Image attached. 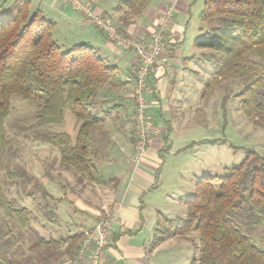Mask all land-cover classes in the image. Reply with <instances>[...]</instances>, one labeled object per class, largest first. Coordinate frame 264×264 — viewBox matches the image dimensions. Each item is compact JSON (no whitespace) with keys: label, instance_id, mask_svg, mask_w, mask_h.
Here are the masks:
<instances>
[{"label":"trees","instance_id":"16d2710c","mask_svg":"<svg viewBox=\"0 0 264 264\" xmlns=\"http://www.w3.org/2000/svg\"><path fill=\"white\" fill-rule=\"evenodd\" d=\"M18 1L16 13L0 21V209L7 226L0 227V258L4 264H22L7 251L15 238L12 223L34 236L31 248L46 250L37 256V264H53V251L59 247L74 259L84 231L59 238L41 236L32 223V210L6 194V178L24 187L31 184L33 189L26 196L35 200L40 194L48 220L58 222L55 208L48 202L56 200L45 185L28 169L13 168L4 161L9 149L5 124L11 115L12 97L37 105L32 127L62 124L69 110L78 122L75 137L67 132H41L37 137L54 145L63 163L104 186L109 179L94 160L98 154L95 132L109 111L100 112L96 106L102 103L98 101L101 98L107 103L109 95L102 93L104 88L114 89L125 82L98 49L86 43L64 48L54 35L56 21L41 6L34 7L32 0ZM148 2L121 0L119 6L141 16ZM199 21L203 32L193 43L211 52L197 62L212 66L215 72L208 89L223 78H239L242 88L236 96L240 106L264 129V69L250 60L251 54L264 58V0H204ZM198 142L214 144L225 139ZM245 153L237 166L224 167L222 175H202L193 194L180 198L187 207L185 218L168 219L159 213L151 246L196 232L198 235L192 236L194 243L198 241L199 252L191 264H264V245L255 240L259 233L264 241V153L253 148H246Z\"/></svg>","mask_w":264,"mask_h":264},{"label":"crops","instance_id":"0c3cea01","mask_svg":"<svg viewBox=\"0 0 264 264\" xmlns=\"http://www.w3.org/2000/svg\"><path fill=\"white\" fill-rule=\"evenodd\" d=\"M113 1L83 0L84 4L90 6L94 12L104 15L118 29L133 37H149L160 27L162 17L169 9H172L174 17L169 31L173 36L167 42L162 60L150 76L154 90L148 99L150 111L156 117L158 133L153 137L139 164H136L134 149L136 137H134L133 80L138 67L136 52L116 44L101 29L86 23L81 11L76 9H74L75 13L68 11L66 7L70 5L65 1L60 5L54 3L59 13L58 19L47 8L42 9L49 18L56 21L54 35L61 39L60 43L70 46L86 43L95 47L108 65L116 67L117 77L125 82L114 89L104 88L102 93L109 95L107 103H103L106 99L101 98L98 101L103 104L99 103L96 106L100 112H109L95 134L104 133L103 130L110 131L99 137L100 143L103 138H109L110 145L118 148L117 151L114 149L107 162L104 161L106 167L104 174L110 182L114 181L107 205L109 206L107 217L113 220V235L112 242L105 250L106 259L110 264H164L159 259V255L169 251L171 257L166 261L175 264L173 261L178 255L179 248L184 245L187 249L188 243L191 242L190 235L173 236L155 247L151 245L155 237L154 227L159 213L168 219H176L172 218L173 214H176L171 209L182 203L180 198L186 193L168 184L165 166L167 156H173L179 150H187L193 146L192 143L200 141H196L190 135L175 140L171 139V134L176 128L181 130L191 128L190 130L194 132L196 127L203 124V116H200L203 105L198 107L200 111L197 108L193 109L192 113H187L186 116L185 102L197 96L199 89L203 87L202 76L196 69L195 63L200 64L197 62L198 58L208 53V50L198 48L194 43L190 45L185 43L193 0H149L141 16L133 15L127 7L120 8L121 0ZM198 31H200L199 27ZM129 124H133V127ZM108 184L109 182L106 185ZM43 185L49 191L46 184ZM191 189L194 191L195 185L193 188H188V193ZM49 193L56 200L55 211L58 210L56 213L66 212L60 204L61 197L50 191ZM66 204L68 208L71 207L70 202ZM26 206L31 209L29 203ZM182 213L186 215L183 209ZM70 219L63 217L60 220L61 225H70L73 228L76 226L75 230L67 232L68 235L85 230L83 225L77 226V221L73 223ZM52 223L45 225L42 230L35 228L41 236L56 235L60 227L57 225L58 222ZM46 232H51V235ZM67 234L60 233L59 237ZM186 255H190L189 252ZM190 256L191 259L194 257L192 254ZM56 257L58 261L55 260ZM51 259L53 264L72 262L71 258L62 252L56 253ZM0 264L4 263L0 261Z\"/></svg>","mask_w":264,"mask_h":264},{"label":"rangeland","instance_id":"374dc122","mask_svg":"<svg viewBox=\"0 0 264 264\" xmlns=\"http://www.w3.org/2000/svg\"><path fill=\"white\" fill-rule=\"evenodd\" d=\"M32 1L34 7L41 6L42 8H47L52 12L54 17L57 19L59 18L56 5L62 4L63 1ZM54 3L57 4L54 5ZM18 5V0H0V21L3 18H10L13 16L16 13ZM203 6L204 0H193L192 15H190L188 23L189 28L186 33L187 37L185 43L187 45L193 43L194 38L203 32V30L198 31V27L202 26L199 21V14ZM66 8H68V11L75 13L71 5ZM55 37L59 42L61 41L59 37ZM68 46L70 45L67 44L64 48ZM210 52L211 51L208 50V53ZM250 60L260 69H264L263 57L257 54H251ZM195 66L202 76L201 83L203 82V87L199 89L197 96H193V98L188 99V102H185V111L187 116V113H192L191 111L193 109H199L198 107L203 105V110L200 111L199 109L200 113L202 112L200 116H203V124L196 127V129L193 130L194 132L191 131V128V130L188 128L184 130L176 128L171 134V139L177 140L190 135L192 136L191 138H194L196 141L203 139H225V142H217L214 144H200L196 142L195 144L192 143L193 146L187 150H179V152L173 154V156H167L165 169L167 170L168 184L175 189L184 190V192H186V197H190L191 194H193L191 193L193 192L192 189L191 192L188 193V188H193L195 185L194 183H196L202 175H222L224 167L237 166L246 156V148H253L260 153H264V129L256 126L253 121L248 118L240 106V97L236 96L238 91L242 88V81L239 78H223L210 90L207 85L212 81L215 75L212 66L204 67L203 64L197 63H195ZM36 110L37 105L35 103H30L17 96L12 97L11 115L6 120L5 124L9 138V149L5 153L4 161L13 168L24 167L32 171L40 182L46 184L51 193L61 197L60 204L62 205V209H65L66 212L63 211L64 213L57 214V225L60 227L58 230L59 232H57L56 235H51V232H46L51 236L45 237L59 238L60 233L65 235L68 231L76 229V226L73 228L70 225H61L60 220L63 217L66 219L71 218L70 220L73 221V223L76 220L78 223L77 226L83 225V228H85L84 231L89 230L100 217L108 215V197L110 196V190L113 188L112 185L114 181L111 180L108 185L104 186L90 181L86 176L63 163L59 151L54 145L37 137L38 133L41 132H67L75 137L78 130V122L69 110L65 111V121L62 124L46 125V128L41 126L32 127L35 121L34 113ZM129 125L132 126L133 124ZM103 131L104 133L100 132L96 134L95 139H97L98 143V154L94 160L103 171H106L104 161L107 162L114 153V149L117 151L118 148L110 145L109 138H104L103 142L100 143L99 137H101L102 134L106 135L107 132H110L107 130ZM4 187L9 197L17 199L19 203L23 205L29 203L32 210V223L34 227L42 230L45 228V225L52 223L48 220L45 211L42 209L44 199H42L41 195L38 194L35 200L26 196V193L32 190L31 184L24 187L20 182L11 183L6 178ZM48 202L53 209L56 207V201H54V199ZM67 202L71 203V207H67ZM170 203L171 201L168 205H170ZM182 209L183 211H187V207L184 203L173 206L171 210L176 215L173 214L174 217L172 218H182L180 216L185 218L186 215L182 213ZM56 211L58 213V210ZM5 220L6 218L3 216V212L0 209V227L2 229L7 227ZM87 222H89V224H87ZM11 225L13 230L12 233L15 238L13 244L7 250L8 254L11 256L14 254L15 260H18L22 264H37V256L46 250L43 247H39L36 250L31 248L32 244L36 242L34 236H29L15 224L11 223ZM192 235L198 234L196 232L191 233L190 240L192 243H188L187 249L184 248V245L179 248L178 255L173 261L175 264L191 263L192 259L190 255L192 254L194 256L199 252L198 241L194 243L196 238ZM262 238V235L259 233L255 236V240L259 244L264 245V241H261ZM63 251L64 248L59 247L58 250L53 252L55 254H59L60 252L64 254ZM188 252L190 255H186ZM170 257L169 251L159 255V259H161L164 264H170L171 261H166ZM0 261H2L1 258Z\"/></svg>","mask_w":264,"mask_h":264},{"label":"built area","instance_id":"2783aa9c","mask_svg":"<svg viewBox=\"0 0 264 264\" xmlns=\"http://www.w3.org/2000/svg\"><path fill=\"white\" fill-rule=\"evenodd\" d=\"M74 9L81 11L86 23L101 29L107 37L116 44L131 48L138 56V67L133 80V98L135 100V154L136 164H139L153 137L158 133L156 117L150 111L149 95L154 87L150 76L162 60V54L167 42L173 36L170 28L173 23L172 9L166 11L162 23L149 37H133L118 29L104 15L96 13L84 4L83 0H63ZM130 80V79H128ZM113 220L110 217H100L94 226L84 232L77 255L71 264H110L105 257V250L112 242Z\"/></svg>","mask_w":264,"mask_h":264}]
</instances>
